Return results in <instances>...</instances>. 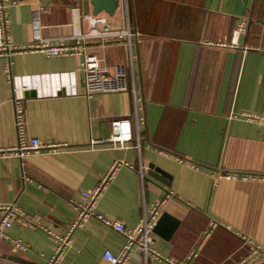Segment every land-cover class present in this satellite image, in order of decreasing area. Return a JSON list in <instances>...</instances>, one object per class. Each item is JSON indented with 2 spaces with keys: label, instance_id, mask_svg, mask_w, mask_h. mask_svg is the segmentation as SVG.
Instances as JSON below:
<instances>
[{
  "label": "crops",
  "instance_id": "crops-1",
  "mask_svg": "<svg viewBox=\"0 0 264 264\" xmlns=\"http://www.w3.org/2000/svg\"><path fill=\"white\" fill-rule=\"evenodd\" d=\"M127 1L137 33L128 91L87 99L77 55L16 53L8 72L0 57V151L17 143L15 76L28 78L23 83L38 92L23 101L27 136L62 144L56 152L24 159L0 154V203L14 202L33 217V226L13 221L5 229L0 264H45L55 243L41 226L66 234L75 217L70 201L79 202L115 160L133 169L118 167L97 212L134 227L160 203L159 216L166 212L179 221L167 239L153 232L151 247L160 258L145 260L135 250L124 264H236L253 246L264 247V123L241 116L264 114V0ZM8 12L16 44L37 37L68 40L87 30L83 15L93 14L91 0H18ZM125 17L117 10L108 17L111 27H120ZM242 18L247 33L237 35ZM87 46L108 65L128 62L123 38L91 39ZM63 73H72L76 94L58 82ZM135 97L143 117L139 152L107 140L113 119L129 118L136 128ZM149 163L167 173L162 178L169 185L147 173ZM11 239L27 248H13ZM124 241L92 218L71 231L59 264H109L105 251L119 254Z\"/></svg>",
  "mask_w": 264,
  "mask_h": 264
},
{
  "label": "built area",
  "instance_id": "built-area-1",
  "mask_svg": "<svg viewBox=\"0 0 264 264\" xmlns=\"http://www.w3.org/2000/svg\"><path fill=\"white\" fill-rule=\"evenodd\" d=\"M18 3V0H0V57L6 60L5 71L8 72L10 66V58L13 54L24 52H40L47 56H68L77 55L80 57V69L82 72L83 95L89 99L96 94H106L114 92L128 91V68L132 66L135 55L131 52V40L137 33L130 27L128 19V1L118 0L117 10H122L126 15L125 20L122 21L120 27H111V21L106 13L85 14L83 18L88 24L86 31H74L70 39H45L37 37L28 44L13 43L10 37V19L9 8ZM116 13V12H115ZM115 15V14H114ZM248 21L242 18L237 24L234 33L237 35L247 33ZM123 38L124 43L129 49L127 63H115L108 65L103 56L88 50L87 42L91 39H106ZM64 74V75H63ZM58 78V82L68 89L70 94H76L74 82L71 80L72 73H63ZM12 79L13 87V107H14V124L17 133V143L10 147L7 151L1 150L0 154H12L24 159L26 156L39 153L43 151L56 152L62 144H46L43 143L38 137H28L26 133L27 117L23 105L24 96L23 92L30 89L29 85L23 83L28 78L15 76ZM29 81V80H28ZM132 92H135L132 87ZM139 98L135 97L134 120L129 118H117L110 122V137L107 139L113 147L125 148L132 147L138 152L140 151V134L138 131V124L142 122L143 117L138 116L137 112L140 107L136 105ZM241 116L246 119L256 120L264 123V114H256L249 112H242ZM105 139H93L94 142H104ZM120 166H126L133 169V165L123 161L115 160L105 175L101 176L98 184L91 191H82L81 200L79 202L71 200V204L75 211V217L72 221L68 231L64 235H59L53 231L52 227H43V231L48 237L54 241L53 254L46 259L45 264H59L70 243V234L74 228L83 227L84 224L90 219H96L107 227L114 229L124 236V245L119 254H114L110 251H105L104 259L109 264H124L125 261L131 257L135 250H139L145 260L148 256L160 258L158 252L152 248L153 244V228L159 216V205L156 203L148 212H145L140 221L134 227H126L121 220L111 219L103 216L97 212V200L101 195L105 185L109 182L115 171ZM145 169L141 163L138 170L140 176ZM226 178H234L232 175H226ZM35 219V217H34ZM13 221L23 225L33 226V217L27 214L23 209L18 207L14 202L0 203V239L7 238L5 229L8 228ZM243 238H245L243 236ZM11 245L15 249H26L27 245L22 243L19 239H11ZM249 242V241H248ZM195 256L191 253L189 257ZM264 260V247L255 245L250 252L241 258L236 264H257ZM184 264V263H172Z\"/></svg>",
  "mask_w": 264,
  "mask_h": 264
},
{
  "label": "water",
  "instance_id": "water-1",
  "mask_svg": "<svg viewBox=\"0 0 264 264\" xmlns=\"http://www.w3.org/2000/svg\"><path fill=\"white\" fill-rule=\"evenodd\" d=\"M91 5L92 13L94 15L104 12L109 16H113L118 7V0H91ZM262 51L264 53V49ZM37 94L38 92L36 89H27L23 92L24 98L37 97ZM147 168L149 169L147 172L149 175L162 183L169 185V183L162 178L168 176L165 171L158 166H155L153 163H149ZM178 222L177 219L173 218L166 212H162L154 225L153 232L167 239L177 228L179 224ZM257 264H264V260Z\"/></svg>",
  "mask_w": 264,
  "mask_h": 264
}]
</instances>
